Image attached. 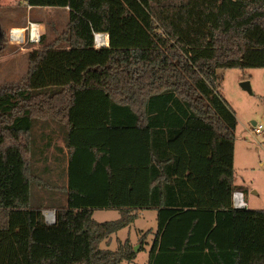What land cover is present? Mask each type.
<instances>
[{
  "label": "trees",
  "instance_id": "1",
  "mask_svg": "<svg viewBox=\"0 0 264 264\" xmlns=\"http://www.w3.org/2000/svg\"><path fill=\"white\" fill-rule=\"evenodd\" d=\"M25 2L70 20L0 88V264H130V239L102 244L142 210L157 211L139 239L154 235L148 264H264V210L233 206L238 119L218 73L264 68V0ZM49 123L69 166L66 203L45 207L31 204L32 132ZM96 209L122 217L97 222Z\"/></svg>",
  "mask_w": 264,
  "mask_h": 264
},
{
  "label": "rangeland",
  "instance_id": "2",
  "mask_svg": "<svg viewBox=\"0 0 264 264\" xmlns=\"http://www.w3.org/2000/svg\"><path fill=\"white\" fill-rule=\"evenodd\" d=\"M69 20L70 10L67 8H32L24 0H0V88L21 82L29 71L30 53L56 41L67 30ZM29 21L42 27L41 42L36 45L10 43V29L16 28L15 26L25 27ZM218 73L223 77L221 91L238 119L236 184L242 187L248 209L264 210V68L219 70ZM244 82L250 83L252 92L242 87ZM258 125L263 126L260 134L254 133V128ZM32 134V149L34 153L36 150L33 167L40 176L42 185L34 186L31 204H44L47 207L65 202L69 154L64 142V132L59 125L49 123L45 129L39 124ZM48 141L51 145L49 148ZM48 211L55 212L54 209L45 212ZM121 217L122 213L118 209H96L93 215V218L101 223L115 221ZM149 230L157 233L156 210H142L139 218L130 227L114 234L111 243H103L102 248L115 251L119 246L118 241L130 239L133 245L138 247L137 257L130 264H148L154 235L147 238L144 249L139 239Z\"/></svg>",
  "mask_w": 264,
  "mask_h": 264
},
{
  "label": "built area",
  "instance_id": "3",
  "mask_svg": "<svg viewBox=\"0 0 264 264\" xmlns=\"http://www.w3.org/2000/svg\"><path fill=\"white\" fill-rule=\"evenodd\" d=\"M42 27L35 22H28L25 27H16L10 29L8 32L9 42L17 45L31 44L36 45L41 42L42 39ZM110 46L109 35L105 33L94 34V47L96 49L107 48ZM263 126L258 125L254 128V133L260 134ZM233 206L235 209H248L247 202L245 201V195L243 192H235L233 196ZM45 220L49 225L55 223V212H44Z\"/></svg>",
  "mask_w": 264,
  "mask_h": 264
},
{
  "label": "water",
  "instance_id": "4",
  "mask_svg": "<svg viewBox=\"0 0 264 264\" xmlns=\"http://www.w3.org/2000/svg\"><path fill=\"white\" fill-rule=\"evenodd\" d=\"M242 87L244 89H246L247 91L252 92V89H251V86H250V83L249 82L242 83ZM253 124L256 125L255 122ZM137 251H138V247H135V252H137Z\"/></svg>",
  "mask_w": 264,
  "mask_h": 264
},
{
  "label": "crops",
  "instance_id": "5",
  "mask_svg": "<svg viewBox=\"0 0 264 264\" xmlns=\"http://www.w3.org/2000/svg\"><path fill=\"white\" fill-rule=\"evenodd\" d=\"M25 1V0H24ZM32 8H34V7H32ZM55 9H66V8H55ZM14 27V26H13ZM15 27H17V26H15ZM44 135V134H43ZM45 137V136H44ZM47 137V136H46ZM65 138V137H64ZM48 143H49V141H48ZM68 152V151H67ZM66 174H67V168H66ZM68 180V179H67ZM239 186V185H238ZM65 203H66V196H65ZM140 212L141 211H139V214H140ZM112 238H113V236H112Z\"/></svg>",
  "mask_w": 264,
  "mask_h": 264
}]
</instances>
